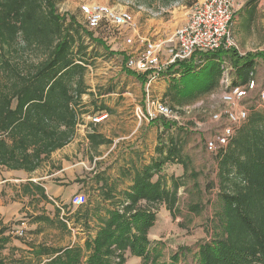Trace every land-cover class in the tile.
<instances>
[{"label": "trees", "instance_id": "trees-1", "mask_svg": "<svg viewBox=\"0 0 264 264\" xmlns=\"http://www.w3.org/2000/svg\"><path fill=\"white\" fill-rule=\"evenodd\" d=\"M178 1L152 3L169 8ZM259 1H250L252 9L246 20L254 19ZM85 35L104 46L75 17L60 15L55 0H0V168L35 173L76 137L80 116L86 113L82 110L83 96L89 90L85 77L92 65L90 60L97 57L88 53ZM225 58L231 59L235 75L244 85L254 79L255 59H264V53L241 56L237 48L231 47L178 61L168 67L170 74H179L166 96L169 104H183L216 92ZM96 110L112 113L104 103ZM156 124L163 131L174 127L163 118ZM88 140L95 149L113 143L96 131L88 134ZM155 150L157 155L150 163L133 168L132 183L123 191L103 179L100 188L105 200L117 201L116 194L122 197L114 208L92 210L86 204L77 208L83 211L86 207L85 226L96 215L101 222L95 237L89 238L84 247H34L31 254L36 263L30 259L6 262L2 258L0 264H127L128 255L150 264H165L160 263L156 249L150 251V232L161 207L173 219L176 217L179 191L185 185L174 177L169 185L164 171L182 165L188 173L190 164L180 140L173 136L167 142L159 137ZM214 155L218 161L215 235L201 245L200 264H264V110L253 107L227 147ZM22 191L26 197L36 191L48 199L45 188L34 182L23 185ZM57 208L54 217L41 215L34 222L70 233L60 218L64 208ZM201 210L198 204L190 207L193 213ZM6 244L0 241V253ZM176 259L171 264H176Z\"/></svg>", "mask_w": 264, "mask_h": 264}, {"label": "rangeland", "instance_id": "rangeland-1", "mask_svg": "<svg viewBox=\"0 0 264 264\" xmlns=\"http://www.w3.org/2000/svg\"><path fill=\"white\" fill-rule=\"evenodd\" d=\"M152 2L55 0L60 15L75 17L104 46L90 41L85 35L88 53L97 57L90 60L92 65L85 77L89 90L83 96L82 110L86 113L80 116L74 140L55 152L35 173L19 174L0 168V241L9 243L0 253V259L6 258V262L12 259L33 261L31 245L64 248L74 243L84 247L89 238L95 237L101 225L97 215L90 219L88 227L84 225L85 208L112 209L113 204L122 199L117 194V201L104 199L100 188L105 182L103 179L109 185L115 184L118 191L128 188L134 176L133 168L141 169L150 163L158 138L162 137L167 142L173 136L180 140L183 154L189 158L190 169L187 173L182 165H173L164 171L169 185L174 177L185 186L179 191V205L174 219L164 206L159 209L157 222L150 232V251L157 250L160 263L171 264L178 257L176 264H200L201 245L211 241L215 235L213 221L218 208V161L214 154L206 150L205 140L217 128L213 115L226 108V104L220 100V95L211 93L174 106L169 104L166 96L171 90L172 80L179 74H170L167 68L151 81V73L129 67V61L138 57L148 40H162L160 29L178 27L189 18L197 0H179L169 8ZM90 4L128 11L132 22L122 28L106 24L101 30H90L82 13V7ZM253 20L255 31H259L255 41L249 40L244 26L238 31L242 40L241 36L237 39L233 31L231 36L238 51L257 55L264 53V7L262 11H256ZM245 25H248L247 22ZM167 34H170L169 30ZM148 97L151 102L152 99L164 101L177 112L173 118H163L174 123L171 130L163 131L162 126L156 124L157 119L138 118L141 112L146 111ZM102 103L112 113L98 112L96 109ZM156 107L155 104L152 113H157ZM258 109L264 110L263 105ZM93 131L113 143L93 148L88 140V134ZM30 182L44 187L48 199L36 191L31 196H23V185ZM55 189L60 191L59 198L52 195ZM77 195H84L87 199L83 211L72 204ZM197 204L202 207L201 212H191L190 207ZM57 207L64 208L60 218L68 219L63 223L70 233L57 226L34 222L41 215L54 217ZM103 214L105 210H101ZM14 243L16 246H12ZM17 245L19 250H12ZM127 264L150 263L128 255Z\"/></svg>", "mask_w": 264, "mask_h": 264}, {"label": "built area", "instance_id": "built-area-1", "mask_svg": "<svg viewBox=\"0 0 264 264\" xmlns=\"http://www.w3.org/2000/svg\"><path fill=\"white\" fill-rule=\"evenodd\" d=\"M249 1L206 0L196 4L185 25L178 28L169 39L148 40L138 57L129 61V67L151 73V81H154L165 69L178 61L189 60L199 53H214L222 48L235 47L230 27L237 11ZM82 13L90 30L98 29L102 24H112L122 28L132 22V16L128 11L104 5H85L82 7ZM222 70L219 91L214 93L220 95V100L226 104V108L215 113L212 117L217 128L213 135L205 140L206 150L211 154H218L220 150L227 147L235 137L237 129L247 121L253 107L258 109L263 105L264 108V89L258 93L256 100H248L250 93L257 89L254 79L244 85L240 84L235 75L236 68L227 61L223 62ZM155 104L158 111L152 113ZM176 114V111L170 109L160 100L152 99L151 102L148 97L146 111L145 113L141 112V116L138 115V118L140 120L168 119L175 117ZM86 202L87 199L84 195H77L72 204L81 207ZM18 235L22 236V233L19 232Z\"/></svg>", "mask_w": 264, "mask_h": 264}, {"label": "crops", "instance_id": "crops-1", "mask_svg": "<svg viewBox=\"0 0 264 264\" xmlns=\"http://www.w3.org/2000/svg\"><path fill=\"white\" fill-rule=\"evenodd\" d=\"M205 1L206 0H197V3L196 4L203 3ZM250 1L242 9H240V10L237 11V13L235 15V18H234V21H233V23H232V25L230 27V30H231V32L233 31L232 33L234 35L237 34V39H238V37L241 36V34H238V31H241V27L244 26V29L248 30V38H249V40L255 41L256 37L259 36L258 35L259 31H257V32L255 31V27H254V23L255 22H254V20H251V21L250 20H246L248 18V15H249L250 10L252 9V5H248L250 3ZM263 7H264V0H260L259 1V4L257 6V11L258 12L262 11ZM187 21H188V18L187 19H184L182 21V23L180 24V26H178V27L176 25V26L171 27V29H160L159 32L163 34V35H161V38L164 39V40L165 39H168L169 37L171 38L172 35H174V33L176 32V30L178 28H180L181 26L185 25L187 23ZM246 22L248 24L247 26L245 25ZM167 30L170 31V34H167ZM156 35L158 36L159 34H156ZM241 40H242V36H241ZM238 52H239V54L241 56H245L246 55V53H242L240 51H238ZM224 61H227L228 63H230L231 65H233L231 59H229V58H225ZM255 62H256V72H255L254 80L257 83V89L255 91H253L252 93H250V95L248 97V100L249 101L256 100L258 98V93L261 90L264 89V59L263 58H257V59H255ZM238 82H240V81L238 80ZM218 91H219V89L216 92H218ZM153 151L154 152L152 153V157H156L157 154H156L155 148H153ZM9 172L19 173V174L24 173L25 174V172H14V171H9ZM52 195L55 198H59L60 197V191H59V189L53 190ZM7 244H9V243H7ZM7 244H6V248L8 246ZM72 245H74V243ZM12 246H16V244L14 243ZM19 247L20 246L17 245V247H16L17 250H19ZM31 247L32 248L30 249V251L32 252L33 251V248H34V245H31ZM36 247H39V246H36ZM17 253H18V251H17ZM45 261H46V259L43 260V262H45ZM33 262L36 263L35 260H33Z\"/></svg>", "mask_w": 264, "mask_h": 264}]
</instances>
